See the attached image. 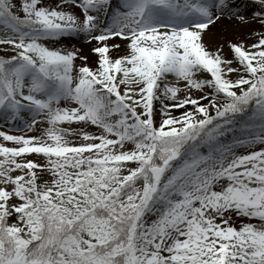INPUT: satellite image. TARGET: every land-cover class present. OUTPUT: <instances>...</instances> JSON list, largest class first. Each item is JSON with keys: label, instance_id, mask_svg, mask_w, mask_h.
<instances>
[{"label": "snow or ice", "instance_id": "1", "mask_svg": "<svg viewBox=\"0 0 264 264\" xmlns=\"http://www.w3.org/2000/svg\"><path fill=\"white\" fill-rule=\"evenodd\" d=\"M0 46V264H264V0H0Z\"/></svg>", "mask_w": 264, "mask_h": 264}, {"label": "rangeland", "instance_id": "2", "mask_svg": "<svg viewBox=\"0 0 264 264\" xmlns=\"http://www.w3.org/2000/svg\"><path fill=\"white\" fill-rule=\"evenodd\" d=\"M213 31H215V29H213ZM205 42L206 43L208 42V38L207 37L205 38ZM71 43L72 44H75V46L77 48H82L83 49V54L84 55H87L89 57V64H88V66L94 68L95 67V57H94V55L90 51L91 46L90 45H87V44H84L83 42H79V41H73ZM69 46H71V44H69ZM0 47H3V46H0ZM0 55H4V54L3 53H0ZM113 55L115 56L116 53H113ZM0 130H3V129H0ZM13 134H19V133H13Z\"/></svg>", "mask_w": 264, "mask_h": 264}]
</instances>
